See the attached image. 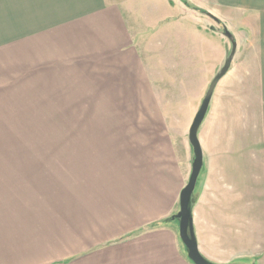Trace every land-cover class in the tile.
<instances>
[{"label":"crops","instance_id":"obj_1","mask_svg":"<svg viewBox=\"0 0 264 264\" xmlns=\"http://www.w3.org/2000/svg\"><path fill=\"white\" fill-rule=\"evenodd\" d=\"M171 1H162L163 12L151 18L170 15L176 3L203 22L179 0ZM218 2L236 18L253 17L243 23L259 37L257 46L249 47L252 59L244 63L250 74L238 72L226 80L239 105L243 95L260 91L264 96V0ZM132 16L123 0H0V66L25 65L28 81L38 73L46 80L49 73L50 80L88 82L87 96L102 98L98 101L106 107L91 102L89 112L153 114L162 135L169 128L165 89L185 87L164 76L183 70L184 78L189 69V112L195 111L225 62V37L207 20L206 26L189 28L183 31L189 42L181 46L186 57L177 60L169 34L159 35L157 43H163L151 46L136 38ZM249 81L252 87L242 92ZM8 94L0 90V96ZM201 144L209 183L204 203H209L208 193L220 196L228 180L244 186L241 158L247 159L242 164L250 177L244 187L264 191V140ZM57 150L32 159L10 154L26 163L0 180V264H194L180 239L178 220L170 219L186 179L176 140H58Z\"/></svg>","mask_w":264,"mask_h":264},{"label":"rangeland","instance_id":"obj_2","mask_svg":"<svg viewBox=\"0 0 264 264\" xmlns=\"http://www.w3.org/2000/svg\"><path fill=\"white\" fill-rule=\"evenodd\" d=\"M162 1L165 2V0H123V5L133 14L132 21L138 31L137 39L147 41L152 44L151 46L155 43L161 45L163 41L157 43L160 40L159 35L169 34L172 43L168 45L175 47L174 58L181 60L186 57L181 54L182 42H189V36L184 39L183 31L206 26L207 20L211 29H217L225 37V62L234 44L236 46L231 66L217 82V84L221 82L220 86L216 91L214 90L208 112L200 124L198 130L200 142L202 143V140L206 143L208 140H264V96H260V91L257 96L243 95L237 105L238 98L233 96V90L228 91L230 82L226 81L228 77L238 72L241 73L240 76L250 74V66H244V63L246 58L252 59L248 56L249 47L257 46L259 37L256 34L252 35L249 25L243 22L253 17L240 18L236 15L238 17L236 18L231 12L232 9L230 11L223 7L218 0H179L189 11L203 16V22L198 23L201 19H196L190 13H184L183 8L176 3L170 15L151 18L152 13L159 15L163 12ZM167 3L172 4V1L167 0ZM157 5L160 6L158 10ZM228 5L226 3V6ZM250 11L259 12L256 8H251ZM207 12L212 13L218 21L207 16ZM171 15L174 17L172 18ZM224 29L231 32L233 40H229L224 35ZM209 31L212 34L211 30ZM157 56L161 57V54L158 53ZM240 64L242 67L239 71ZM0 69V90L4 93L10 92L8 96H0V180L5 179L2 176L9 174L11 170L25 168L26 160H12L10 154H19L20 158L32 159L31 156L34 154L58 151V140L63 142L65 140H176L179 145V158L184 172L186 171L185 185L188 183L194 160L189 130L219 71L207 85L203 97L193 112H189V69H186L188 73L184 78L183 70L176 71L178 76L172 74L168 78L164 76V81L179 85V80L185 87L177 89L173 85L170 89H165V94L170 93V99H165L163 103L169 105L166 106L168 112L165 114L169 128H163L162 135H159L161 130L157 129V124L153 122V114L89 112L93 109L91 102L98 109L106 107L104 102L98 101L102 98H97L96 101V98L87 96L88 82L74 78L50 80L49 73L46 80H42L41 73H38L28 81L25 80L27 75L25 65H2ZM258 70H260L259 64ZM261 83L258 80L259 90L262 88ZM246 87L251 88L252 82L249 81L247 86H242V92ZM226 92L227 96H225ZM158 116L161 118V114ZM155 126L156 130L153 129ZM182 144L185 146L184 151L181 149ZM241 160L246 166L247 159L241 158ZM235 161V164L239 163L237 159ZM242 163L239 174H243L240 180H243L241 184L245 186L249 184L250 177ZM207 179L208 171L204 158V166L194 197L196 236L199 238L203 254L214 262L224 264H264V191L253 192L244 186L239 188L240 183L235 185L233 181L226 180L228 183L225 186L221 184L220 190H224L221 195L213 196L208 193L210 204L204 203L203 199L206 196L204 189H208L209 184ZM210 179L214 180L212 177ZM2 184L0 182V185ZM224 196L229 199L225 200ZM179 209L180 205L177 212Z\"/></svg>","mask_w":264,"mask_h":264},{"label":"water","instance_id":"obj_3","mask_svg":"<svg viewBox=\"0 0 264 264\" xmlns=\"http://www.w3.org/2000/svg\"><path fill=\"white\" fill-rule=\"evenodd\" d=\"M207 16L217 20V18L210 12H207ZM218 21V20H217ZM224 35L229 39L233 40V35L227 29H224ZM236 46L234 44L233 50L225 62L222 69L218 72L214 80L212 81L206 97L196 115L190 130H189V141L193 147L194 160L192 166V172L188 183L183 187L180 192L179 205L180 209L178 212L173 214L170 219H177L179 222V236L184 243L187 251L188 257L194 264H217L208 260L200 251L199 244L197 241L195 226H194V216L193 209L195 205V193L196 187L204 166V154L201 142L198 137V130L203 118L206 116L209 105L211 103V98L213 92L217 85L219 79L224 75V73L230 68L232 60L235 55Z\"/></svg>","mask_w":264,"mask_h":264}]
</instances>
